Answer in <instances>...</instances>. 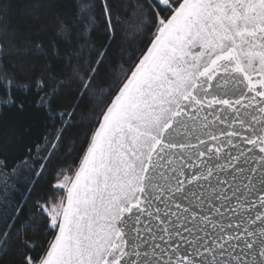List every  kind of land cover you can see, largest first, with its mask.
Listing matches in <instances>:
<instances>
[{
    "label": "snow or ice",
    "instance_id": "6c2138e0",
    "mask_svg": "<svg viewBox=\"0 0 264 264\" xmlns=\"http://www.w3.org/2000/svg\"><path fill=\"white\" fill-rule=\"evenodd\" d=\"M100 8L111 41L87 59L63 19L19 65L25 33L0 44V264H264V0H151L116 56ZM86 97L69 175L54 161Z\"/></svg>",
    "mask_w": 264,
    "mask_h": 264
},
{
    "label": "trees",
    "instance_id": "16d2710c",
    "mask_svg": "<svg viewBox=\"0 0 264 264\" xmlns=\"http://www.w3.org/2000/svg\"><path fill=\"white\" fill-rule=\"evenodd\" d=\"M91 2L94 7L92 16L97 18L95 26L88 23L87 19L83 21L79 19H69L77 15L76 5L84 3V0H0V4L11 3L12 5L6 12L0 11V44H3L6 36L10 38L13 34L18 35L20 33H25V42L17 45L24 55L12 56L10 54V60L19 65L20 62L29 59L33 55V53L27 51L29 46L27 41L30 40L33 46L36 43L44 44L46 46L45 51H47L48 42L54 40L56 36L53 29L56 27V24L63 19L64 23L74 25V31L81 33L79 40L75 42L80 43L85 49V58L87 59L89 55L88 49L99 43L107 44L111 41V37L105 40V21L100 17L102 0H91ZM146 2H151V0H112V3L115 5V15L112 17L111 30L116 32L119 37L116 44L112 45L113 56L118 55L116 52L118 46L120 47V52H126L128 54H131L133 49L141 47L138 42H126L121 45V41H124L125 38H132L135 35L133 30L138 26L142 28L143 24L148 22L147 9L145 8L143 17H141L139 13V8ZM29 3L35 4L37 7L34 8L29 15L23 17L21 9ZM81 15H83V13H81ZM22 18H27L33 25L38 23L46 26L48 29L47 32H42L39 36L31 33L29 29L24 28L21 24ZM123 25H128V27H122ZM93 27H95L94 32L92 31ZM136 39L138 41L139 37H136ZM48 59H51V57H48ZM45 62V60L41 61V63ZM120 63H124V61L121 60ZM8 67L10 70H13L11 63ZM97 87L106 89V85L103 84L102 80ZM96 99H99V97ZM91 100V97H86L85 102L76 110L73 127L69 130L67 139L64 142L65 148L54 161V163L59 164L61 168L67 169L69 175L72 174L69 166L75 165L77 157L80 155V137L88 127H91L90 122L84 124L83 127H81V124L84 123L86 118L95 117L97 104L91 102Z\"/></svg>",
    "mask_w": 264,
    "mask_h": 264
},
{
    "label": "rangeland",
    "instance_id": "374dc122",
    "mask_svg": "<svg viewBox=\"0 0 264 264\" xmlns=\"http://www.w3.org/2000/svg\"><path fill=\"white\" fill-rule=\"evenodd\" d=\"M53 203H55V202H53Z\"/></svg>",
    "mask_w": 264,
    "mask_h": 264
}]
</instances>
